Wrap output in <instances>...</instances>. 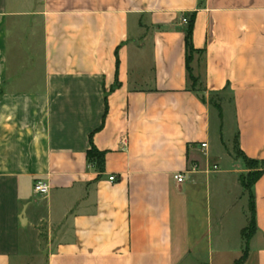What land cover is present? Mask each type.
Listing matches in <instances>:
<instances>
[{
	"label": "crops",
	"instance_id": "crops-1",
	"mask_svg": "<svg viewBox=\"0 0 264 264\" xmlns=\"http://www.w3.org/2000/svg\"><path fill=\"white\" fill-rule=\"evenodd\" d=\"M234 147L264 160V0H0V264H264Z\"/></svg>",
	"mask_w": 264,
	"mask_h": 264
},
{
	"label": "trees",
	"instance_id": "trees-1",
	"mask_svg": "<svg viewBox=\"0 0 264 264\" xmlns=\"http://www.w3.org/2000/svg\"><path fill=\"white\" fill-rule=\"evenodd\" d=\"M190 25H191V23L189 24V26ZM186 43H187V48H188V70H189L190 76L192 78V81L194 83H197V79L193 76L192 68L189 65L190 60L192 59L193 53L196 50L194 48V46H193V43H192V30L189 27H188V33H187ZM239 154L244 159L245 163L248 166H253V167L260 166L259 170H257L255 173H253V177H251V179L249 180L250 181V186H248V184L244 180L243 175L240 177V181H241L242 186L244 188L245 187L246 188H249L250 195H251V201H252L251 202V210H252V213H253V217L251 219V224L249 225L248 228L244 229V231H243V235L247 239H249V237L256 230V220H255V217H254L255 207H254V197H253V194H252V187H253L254 183L263 174V171H264V160L260 161V160H257V159L249 158L245 154H241L240 152H239ZM87 157H88L89 162L92 163V164H94L97 169H99V170H103L104 169V167H105V151H101L96 146L93 145L92 148L88 151ZM246 256L247 255L243 256L240 260H238L237 264H241L244 261V259H245Z\"/></svg>",
	"mask_w": 264,
	"mask_h": 264
},
{
	"label": "rangeland",
	"instance_id": "rangeland-1",
	"mask_svg": "<svg viewBox=\"0 0 264 264\" xmlns=\"http://www.w3.org/2000/svg\"><path fill=\"white\" fill-rule=\"evenodd\" d=\"M219 98L215 95L213 96H210V101L212 102V104H214L215 106L219 104L218 102ZM234 149V153L238 156V157H241L239 152L237 151L236 147L233 148ZM246 168L248 169V172H246L243 177H244V180L246 181V183L248 184V186H250V179L251 177H253V173H255L257 170H259L260 166H248L246 164ZM244 192L246 193L247 195V198L248 199H245L241 204H238L237 206V210L239 208V210L242 209V205L247 207L248 205V210H249V214L251 216V195H250V190L249 188H244ZM241 208V209H240ZM251 224V220L249 219V225ZM228 228H232L230 229L229 231L231 232L232 236H233V241H235L236 243V233L234 232V218L233 220H229V227ZM213 264H236V262H234V254H230V255H224V259L223 260H218V259H215Z\"/></svg>",
	"mask_w": 264,
	"mask_h": 264
},
{
	"label": "built area",
	"instance_id": "built-area-1",
	"mask_svg": "<svg viewBox=\"0 0 264 264\" xmlns=\"http://www.w3.org/2000/svg\"><path fill=\"white\" fill-rule=\"evenodd\" d=\"M182 21L184 24L188 23V19L186 17L182 18ZM207 145V143H203L202 146L205 147ZM216 167V166H215ZM115 176H110V180H114ZM175 179L178 182H183L185 180V175L181 172H178L175 174ZM51 186L50 184L42 179H38L36 180L35 184H34V192L37 195H47L50 192Z\"/></svg>",
	"mask_w": 264,
	"mask_h": 264
}]
</instances>
